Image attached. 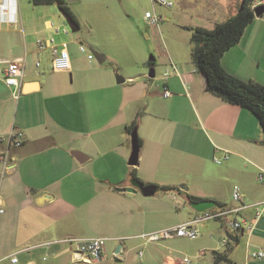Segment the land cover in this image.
<instances>
[{
    "label": "crops",
    "instance_id": "0c3cea01",
    "mask_svg": "<svg viewBox=\"0 0 264 264\" xmlns=\"http://www.w3.org/2000/svg\"><path fill=\"white\" fill-rule=\"evenodd\" d=\"M240 2L219 1L209 11L199 5L183 27L212 29ZM56 7L0 0V152L12 129L24 133L21 146L9 147L11 169L2 173L0 164V263L19 264L17 256L26 253L24 264H83L74 259V244L59 241L101 236L107 240L98 264H177L162 250L169 240L183 237L149 241L141 235L194 217L189 194L224 205L211 210L230 212L199 230L191 250L195 261L180 264H213V251H223L229 242V261L221 264H264V259L248 257L250 251H264V209L253 206L264 200V179H258L264 172V133L257 117L206 90L188 43L158 50L146 41L132 54L133 68L127 70L110 56L108 69L80 71L71 50L70 69L53 70L51 48L37 50L36 40L53 39L67 50L73 42L57 35L65 27ZM146 27L157 35L154 27ZM152 49L155 57L148 60L154 65L149 66ZM100 55L103 62L108 57ZM19 58L24 71L15 97L2 75L7 63ZM220 62L229 74L264 87V12L245 26ZM164 86L168 97L162 95ZM133 120L138 153L131 165L133 130L128 127ZM223 150L228 158L215 163L213 157L222 158ZM131 167L143 185L157 187L154 195L144 196L131 182ZM234 185L247 206L236 213L231 211L237 206L231 198ZM127 187L134 190H120ZM231 220H244L252 228L242 226L240 235L226 227ZM226 232L235 240L223 245ZM134 254L143 256L133 260Z\"/></svg>",
    "mask_w": 264,
    "mask_h": 264
},
{
    "label": "rangeland",
    "instance_id": "374dc122",
    "mask_svg": "<svg viewBox=\"0 0 264 264\" xmlns=\"http://www.w3.org/2000/svg\"><path fill=\"white\" fill-rule=\"evenodd\" d=\"M219 1L224 2L225 0H175L172 7L154 6L156 14L160 15L163 20L157 28L154 27L157 35L153 37L148 33L147 24L143 18L145 11H152L153 9L151 0H65L75 16L79 29L72 32L65 23L63 15L58 12L59 21L62 23V27L66 28L67 33H63L61 28L57 35L64 41L73 39L68 51L70 53L72 50L75 54L77 67L80 71L85 70L84 68H87L84 72L96 71L95 67L108 69L112 63L110 56L117 59L116 64L118 66H114L127 70L133 68L132 61L129 60L132 54L141 47H146V41H148L149 46L158 47V50L161 47L168 46V43H181L182 45L188 43L191 46L188 37L190 32L183 25L195 15L199 5L209 11ZM80 42L93 55L92 60H87L86 53L79 50ZM92 49L99 54H106L108 57L104 62L99 63L91 51ZM154 50L148 52L147 60L155 57ZM90 66L94 68H90ZM156 74L159 75V71ZM178 197L179 207L182 210V198L181 196ZM204 224L205 226H202ZM209 224L215 225L214 220L201 223L199 230L201 231L202 227L206 228V225ZM198 240L199 238L194 240L186 238L171 239L165 243L162 251L170 255L177 264H180L184 257L193 262L195 259L191 250L196 246ZM24 254L26 255V253ZM24 254L17 256L20 259L19 264L25 263ZM143 254L141 256L134 254L133 260H138ZM51 263L50 260L47 262V264ZM113 263L119 264V261L116 260ZM0 264H10V260L8 259ZM57 264H60V262H57Z\"/></svg>",
    "mask_w": 264,
    "mask_h": 264
},
{
    "label": "built area",
    "instance_id": "2783aa9c",
    "mask_svg": "<svg viewBox=\"0 0 264 264\" xmlns=\"http://www.w3.org/2000/svg\"><path fill=\"white\" fill-rule=\"evenodd\" d=\"M175 0H151L153 4L152 11H145L143 18L145 23L148 26L157 28L159 23L163 20L160 15H157L154 6L160 5L164 7H172ZM260 5H264V0H253L251 3V7L254 9ZM63 32H67L66 28H63ZM51 48L52 53V69L55 71H67L70 69V54L66 47L58 48L54 45L53 39L43 40L37 39L36 40V47L37 50H42L46 47ZM79 50L83 53H86V57L88 60L93 59V55L88 52L84 45H79ZM174 68V67H173ZM24 71V59L19 58L7 63L4 71H3V80L7 86L14 88V95L15 97L20 93L21 90V77ZM162 78L165 81L167 78V72L162 74ZM162 95L164 97H168L171 95V92L164 86ZM8 143V146L5 150L0 152V164L2 166V173L11 169L13 164L11 163V156L9 154V147H19L22 145L24 140V133L19 129H12L8 136L3 138ZM229 152L223 150L222 158L213 157L215 163L220 164L222 161L228 158ZM258 179H264V172H260L258 174ZM243 192L241 191L238 185H234L231 191V198L237 204L231 211L238 212L245 207H247L243 203ZM262 205V209H264V200L258 203L253 204L258 209V206ZM3 212V209L0 208V213ZM228 212L223 209L219 210H205L203 212H197V214L192 217L190 220L180 223L172 228L164 229L159 232L149 233V234H142L141 237L149 240V241H158L162 238L167 237H183L189 240L196 239L199 236V228L198 226L207 221L212 219H219L225 216ZM260 215V210H257L256 217ZM226 227L238 230L242 226H246L249 230L252 228V225H246L245 221H237L231 220L226 221ZM107 238L96 236V237H83V238H76V237H66L59 242H65L68 244H74L75 251H74V259L83 263V264H98L99 260L101 259L102 254L105 251V243ZM228 238H224L221 240V244L226 245L228 242ZM248 257L252 259H264V251L263 250H253L249 252ZM16 257H11V262H16ZM183 261L185 263H189V259L184 257Z\"/></svg>",
    "mask_w": 264,
    "mask_h": 264
},
{
    "label": "trees",
    "instance_id": "16d2710c",
    "mask_svg": "<svg viewBox=\"0 0 264 264\" xmlns=\"http://www.w3.org/2000/svg\"><path fill=\"white\" fill-rule=\"evenodd\" d=\"M252 1L241 0L236 12L223 22L216 24L212 29L198 26L189 28L191 33L189 41L191 59L196 69L205 76L206 90L229 104L249 109L257 117L264 133V87L256 82L242 80L229 74L220 62L223 52L239 41L245 26L255 17L251 7ZM30 2L33 5L55 4L59 10L76 21L65 0H30ZM147 64L153 66V59L148 60ZM135 125L136 120H133L128 129L133 130ZM129 176L134 185L139 188L143 185L137 177L134 167H131ZM186 199L188 202L201 200L199 197L189 194H186ZM215 204L219 207L224 206L219 202H215ZM231 250L232 243L229 242L223 251H213V264L228 262Z\"/></svg>",
    "mask_w": 264,
    "mask_h": 264
},
{
    "label": "water",
    "instance_id": "95a60500",
    "mask_svg": "<svg viewBox=\"0 0 264 264\" xmlns=\"http://www.w3.org/2000/svg\"><path fill=\"white\" fill-rule=\"evenodd\" d=\"M59 11L63 15L65 23L69 26L70 30L72 32H76L79 29V25L77 24V22L73 18H71L69 15H67L66 13L62 12L61 10H59ZM263 12H264V5H260L254 9L255 16H260ZM92 52H93L96 60L99 63L103 62V57L99 53H97L93 50H92ZM153 75H154V68L150 67L148 76L153 77ZM119 80L123 81L122 78H120ZM137 153H138L137 138H136L135 130H133L131 132V153H130L129 160H128L129 164H131V165L136 164ZM156 188L157 187L155 185H142L140 187L141 192L143 193L144 196L154 195ZM120 190L133 191L134 188L133 187H127V188H121ZM215 205H216L215 202L212 200H209V199H201L198 201L191 202V206L197 212H203L205 210L211 209ZM236 233H240V235H243V229L236 230ZM226 236L231 241L235 240V238L233 239L229 232H226Z\"/></svg>",
    "mask_w": 264,
    "mask_h": 264
}]
</instances>
